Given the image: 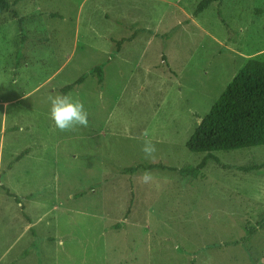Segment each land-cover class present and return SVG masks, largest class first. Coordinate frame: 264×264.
I'll list each match as a JSON object with an SVG mask.
<instances>
[{
  "label": "rangeland",
  "instance_id": "rangeland-1",
  "mask_svg": "<svg viewBox=\"0 0 264 264\" xmlns=\"http://www.w3.org/2000/svg\"><path fill=\"white\" fill-rule=\"evenodd\" d=\"M8 1L0 264H264V144L215 151L202 169L186 147L246 60H264V0L198 13L201 0ZM82 75L65 95L88 125L58 131L49 97ZM149 163L174 169L126 171Z\"/></svg>",
  "mask_w": 264,
  "mask_h": 264
},
{
  "label": "trees",
  "instance_id": "trees-1",
  "mask_svg": "<svg viewBox=\"0 0 264 264\" xmlns=\"http://www.w3.org/2000/svg\"><path fill=\"white\" fill-rule=\"evenodd\" d=\"M214 1L219 0H201L194 12L202 11ZM9 7L8 0H0V14L6 12ZM120 42L117 41V44ZM161 58L166 61L165 55ZM95 70L98 71L99 81H102L101 67L96 66ZM83 80L84 75L65 85L61 89L62 94L65 95ZM262 144H264V60L248 58L214 101L209 111L199 120L186 141V147L191 152L204 153L202 160L195 167V169H202L208 159L216 163L220 162L214 155L215 151ZM26 153V150L19 152L15 159L19 160ZM220 165L227 167L221 163ZM138 167L145 170L168 166L149 163L129 166L126 171L132 172ZM241 169L248 170V167L241 166ZM9 194L15 197L14 194ZM81 194V192L76 193L74 196ZM189 264H194L193 260H190Z\"/></svg>",
  "mask_w": 264,
  "mask_h": 264
},
{
  "label": "clouds",
  "instance_id": "clouds-1",
  "mask_svg": "<svg viewBox=\"0 0 264 264\" xmlns=\"http://www.w3.org/2000/svg\"><path fill=\"white\" fill-rule=\"evenodd\" d=\"M48 117L54 128L61 132L72 131L88 125V112L84 104L64 94L49 97ZM156 151L155 144L151 140H145L142 144L141 152L145 160H154ZM152 179V174L149 171L139 174L141 184H148Z\"/></svg>",
  "mask_w": 264,
  "mask_h": 264
},
{
  "label": "crops",
  "instance_id": "crops-1",
  "mask_svg": "<svg viewBox=\"0 0 264 264\" xmlns=\"http://www.w3.org/2000/svg\"><path fill=\"white\" fill-rule=\"evenodd\" d=\"M73 43L75 44L76 47H78V40H77V36H75ZM27 258V257H26ZM0 262H1V258H0ZM36 263V262H35Z\"/></svg>",
  "mask_w": 264,
  "mask_h": 264
}]
</instances>
